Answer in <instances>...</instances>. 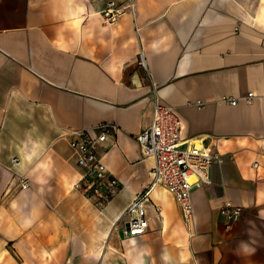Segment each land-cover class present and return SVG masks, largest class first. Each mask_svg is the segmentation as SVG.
<instances>
[{
  "label": "crops",
  "instance_id": "crops-1",
  "mask_svg": "<svg viewBox=\"0 0 264 264\" xmlns=\"http://www.w3.org/2000/svg\"><path fill=\"white\" fill-rule=\"evenodd\" d=\"M108 8L121 9L111 24ZM250 91V102L222 99ZM154 93L182 138L222 160L192 188V224L151 189L143 234L170 242L144 250L168 252V264H264V0H0V264H107L150 181L136 135ZM102 123L117 127L103 161L119 188L100 209L73 188L66 131ZM225 201L242 209L237 220L220 214Z\"/></svg>",
  "mask_w": 264,
  "mask_h": 264
},
{
  "label": "built area",
  "instance_id": "built-area-1",
  "mask_svg": "<svg viewBox=\"0 0 264 264\" xmlns=\"http://www.w3.org/2000/svg\"><path fill=\"white\" fill-rule=\"evenodd\" d=\"M121 9L108 8L103 11L106 23H113ZM138 63L147 69L143 53ZM250 91L241 97H223L229 104H236L240 98L250 102L253 98ZM151 117L149 123L136 135L142 158H152L148 186L127 204L123 215L125 224L123 236L134 237L143 234L149 226L147 207L151 205L149 192L156 185H161L177 201L181 216L186 224L193 222L192 188L198 183L210 181V168L213 163L222 160L221 155L205 144L202 138H182L181 121L174 108L159 102L153 95ZM203 106V102H196ZM115 124L102 123L92 128L67 130L69 146L72 149L74 163L78 169V178L73 188L80 190L92 203L102 209L119 188V180L107 168L103 161V144ZM16 158L13 159L15 161ZM22 188H26L28 179H20ZM220 214L227 222L237 220L242 209L225 201L219 208ZM140 229L139 234H133Z\"/></svg>",
  "mask_w": 264,
  "mask_h": 264
},
{
  "label": "rangeland",
  "instance_id": "rangeland-1",
  "mask_svg": "<svg viewBox=\"0 0 264 264\" xmlns=\"http://www.w3.org/2000/svg\"><path fill=\"white\" fill-rule=\"evenodd\" d=\"M115 236L112 242L115 248L106 256L107 264H168L170 254L166 252L164 258L159 257L163 254L160 251H145L150 244H160L164 241L161 235H150L149 233L137 236L132 240H123V236L118 237L117 230L113 231ZM170 242V241H167ZM166 242V243H167ZM156 253L158 256H153ZM183 264H186L184 262Z\"/></svg>",
  "mask_w": 264,
  "mask_h": 264
},
{
  "label": "snow or ice",
  "instance_id": "snow-or-ice-1",
  "mask_svg": "<svg viewBox=\"0 0 264 264\" xmlns=\"http://www.w3.org/2000/svg\"><path fill=\"white\" fill-rule=\"evenodd\" d=\"M140 231H141L140 229H134V230H133V234H139Z\"/></svg>",
  "mask_w": 264,
  "mask_h": 264
},
{
  "label": "bare ground",
  "instance_id": "bare-ground-1",
  "mask_svg": "<svg viewBox=\"0 0 264 264\" xmlns=\"http://www.w3.org/2000/svg\"><path fill=\"white\" fill-rule=\"evenodd\" d=\"M118 222H120V219H118V220L116 221V224H117ZM131 240H132V242L134 241L133 238H131Z\"/></svg>",
  "mask_w": 264,
  "mask_h": 264
},
{
  "label": "clouds",
  "instance_id": "clouds-1",
  "mask_svg": "<svg viewBox=\"0 0 264 264\" xmlns=\"http://www.w3.org/2000/svg\"><path fill=\"white\" fill-rule=\"evenodd\" d=\"M246 251H248V249H246ZM252 252H254L255 250L253 249V250H251Z\"/></svg>",
  "mask_w": 264,
  "mask_h": 264
}]
</instances>
